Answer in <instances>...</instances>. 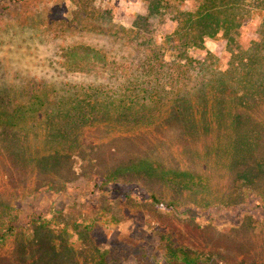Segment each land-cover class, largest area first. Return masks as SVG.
I'll list each match as a JSON object with an SVG mask.
<instances>
[{"label":"rangeland","instance_id":"rangeland-1","mask_svg":"<svg viewBox=\"0 0 264 264\" xmlns=\"http://www.w3.org/2000/svg\"><path fill=\"white\" fill-rule=\"evenodd\" d=\"M164 9L152 12L148 0H0V97L10 103L0 117V222L15 217L0 264H264V9L242 17L238 34L208 17L185 31L205 39L187 50L205 70L185 87V105H205L202 118L122 93L85 109L74 102L97 72L141 60L127 28L144 29L147 18L167 45L178 21ZM114 26L125 29L109 35ZM76 44L101 49L108 65H69ZM250 48L254 69L235 68Z\"/></svg>","mask_w":264,"mask_h":264},{"label":"trees","instance_id":"trees-1","mask_svg":"<svg viewBox=\"0 0 264 264\" xmlns=\"http://www.w3.org/2000/svg\"><path fill=\"white\" fill-rule=\"evenodd\" d=\"M8 1L11 2V0ZM148 1L150 2V10L152 12L156 10L159 12V10L162 8L164 9V7L173 8L175 14L173 19L178 21V27L173 34H170L169 37L167 36L165 42L167 45H160L157 43L154 37V30L147 24V18H144L146 26L144 29L139 28L140 23L137 27L127 28V46L130 50H134L132 52H136V54L141 57V60L139 62H134L127 58L130 64L123 67L125 68V72L120 71V73H118V71H115L103 77L101 73L97 72L95 78L99 81L93 83L84 82L78 94L79 99H74V102L80 103L82 108L85 109L88 106L94 105L97 102L96 97L99 95L111 97L122 93L126 96L127 100L132 102L152 103L157 107L164 105L165 100H168L170 103L174 102L171 109L178 111L180 116L190 119H192V117L197 118L198 116L202 118V116L206 114V110L201 113L202 107H205V105L202 102H194L190 107L187 104L185 105L187 99L185 87L193 75L197 74L195 70L198 67L202 69V72L205 70L204 62L189 56L187 50L189 48H204L205 39L204 37L200 39L196 38L190 33L187 35L185 31L199 20L202 21L204 18L208 17L212 19L215 18V20L224 25V33L226 35L231 34V27H235L238 34L239 28L242 26V17H245L254 9L263 10L264 0H194L196 2L194 10L184 9L180 6L185 0ZM116 28L118 31H116ZM124 29L125 28L121 26H114V29L109 32V35H118L119 30L122 31ZM217 29L218 28L210 29V27H206L205 32H207L206 34L209 37H212L219 33ZM138 38H141V41ZM232 41L235 40H229V50L231 52H233L231 50ZM80 47L79 44H76L67 51L69 65L72 64L70 60L75 61L81 58L88 61L89 66H93L94 62L98 60L101 66L108 65V55H105L101 49H93L92 47L85 46L81 53ZM167 50H171L176 54L174 60L171 62L167 61L165 58V52ZM234 54L233 52V57ZM231 62L234 64L233 66L235 68L243 66V69L252 71L254 69L253 63L255 62L252 49L241 51ZM190 71L191 73H189ZM260 80L262 81V79ZM255 82L257 83L256 79L251 80L249 81V85ZM248 92L250 93V90H248L243 97L247 101H249ZM7 98L8 97L5 96L3 99L0 97V117L1 115H5V113H9L7 110H4V108L10 106V103H5ZM212 98H215L217 105L220 106L217 98L215 96ZM9 101H12V99H9ZM218 109L216 108L213 114L217 119H220L219 116L222 117L224 115V110L222 107ZM238 122L237 120L236 124H238ZM236 159L238 161L237 163L248 162L245 158ZM259 168L260 171L263 172L264 166H262V163L259 164ZM248 171L249 172L245 173L246 179L251 182L255 181L257 179L256 173L250 170ZM152 198L156 202L161 201L155 194L152 195ZM164 204L166 206L172 205L167 202H164ZM14 218L15 217H11L7 224L0 222V246L13 236L15 230ZM37 258L38 256L36 259Z\"/></svg>","mask_w":264,"mask_h":264}]
</instances>
